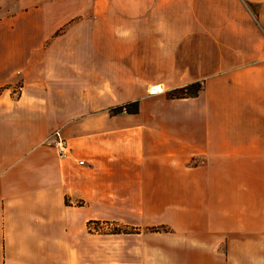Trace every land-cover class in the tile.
<instances>
[{"label": "crops", "instance_id": "crops-1", "mask_svg": "<svg viewBox=\"0 0 264 264\" xmlns=\"http://www.w3.org/2000/svg\"><path fill=\"white\" fill-rule=\"evenodd\" d=\"M0 264H264V0H0Z\"/></svg>", "mask_w": 264, "mask_h": 264}, {"label": "trees", "instance_id": "trees-1", "mask_svg": "<svg viewBox=\"0 0 264 264\" xmlns=\"http://www.w3.org/2000/svg\"><path fill=\"white\" fill-rule=\"evenodd\" d=\"M203 87V83L202 82H193V83H190L188 85H185L183 87H180V88H176L174 90H171L169 92H167V96L169 98H185V97H195V96H198L199 92L201 91ZM138 109H139V101L136 100V101H133V102H129V103H126V104H123L121 106H118L116 108H114L113 112L114 113H119V112H123V111H126L128 113H136L138 112ZM92 223H98L96 221H90L88 223V227L89 229L91 230L90 228V225ZM126 229L122 228V229H119V230H116L114 232H111L112 234H121V233H125V234H134V233H139L141 231L140 228L138 227H131V226H128V225H125ZM151 231H161V230H167L166 227H150Z\"/></svg>", "mask_w": 264, "mask_h": 264}, {"label": "rangeland", "instance_id": "rangeland-1", "mask_svg": "<svg viewBox=\"0 0 264 264\" xmlns=\"http://www.w3.org/2000/svg\"><path fill=\"white\" fill-rule=\"evenodd\" d=\"M9 86H11V91L14 92V93H16V94H21L22 91H23V85L21 83H19V82H15L13 85H9ZM154 87H156V86H154ZM151 88H153V87H151ZM151 88H150V91H152V92L158 91L157 89L154 90V89H151ZM127 103H129V102H127ZM114 108H116V107H113V108L110 109V112L112 114H116V113L113 112L114 111L113 110ZM138 111H139V109H138ZM136 113H138V112H136ZM62 134H63V132H62ZM52 140H53V133H52ZM52 146L54 147L53 142H52ZM60 159H63V158H60ZM79 203H81V202H79ZM131 227H133V226H131ZM90 228H91V230L89 229L90 231H92L94 233H98V234H108V233L112 234L111 232H114L116 230H119V229H122V228L126 229V227H125V225L123 223H116L114 221L112 222V221H106V220H104V221H98V223H92L90 225ZM141 229H142V232H149V231L151 232V229L150 228H141ZM121 234H125V233H121ZM100 245H104V244L100 242ZM117 245H118V243H115L116 248H117Z\"/></svg>", "mask_w": 264, "mask_h": 264}, {"label": "built area", "instance_id": "built-area-1", "mask_svg": "<svg viewBox=\"0 0 264 264\" xmlns=\"http://www.w3.org/2000/svg\"><path fill=\"white\" fill-rule=\"evenodd\" d=\"M53 145L60 158L65 159L70 156L72 151L70 141L62 134L60 129L53 132ZM80 163H84V161H80Z\"/></svg>", "mask_w": 264, "mask_h": 264}, {"label": "bare ground", "instance_id": "bare-ground-1", "mask_svg": "<svg viewBox=\"0 0 264 264\" xmlns=\"http://www.w3.org/2000/svg\"><path fill=\"white\" fill-rule=\"evenodd\" d=\"M157 88V90L159 89L158 87H154L153 89L155 90Z\"/></svg>", "mask_w": 264, "mask_h": 264}]
</instances>
